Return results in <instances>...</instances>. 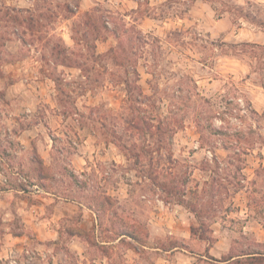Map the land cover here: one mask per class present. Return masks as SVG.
I'll list each match as a JSON object with an SVG mask.
<instances>
[{"label":"rangeland","instance_id":"obj_1","mask_svg":"<svg viewBox=\"0 0 264 264\" xmlns=\"http://www.w3.org/2000/svg\"><path fill=\"white\" fill-rule=\"evenodd\" d=\"M0 214V264L264 253V0H0Z\"/></svg>","mask_w":264,"mask_h":264},{"label":"crops","instance_id":"obj_2","mask_svg":"<svg viewBox=\"0 0 264 264\" xmlns=\"http://www.w3.org/2000/svg\"><path fill=\"white\" fill-rule=\"evenodd\" d=\"M23 211H24V209H23ZM6 214L10 215L8 209H7V213ZM10 219H12V218H10ZM24 222H26L27 223V227H31V229H36L35 225L39 223V221H36L34 219L33 220L32 219L31 220L26 219V220H24ZM29 224L32 225V226H29ZM7 231L8 232L5 233V237L11 238L13 240L12 244H14L15 248H17V249L23 248L22 244H20V242L24 241L26 239V236L23 235V234H15V233H13L11 231V229H9V227H8ZM170 232H173V231H170ZM174 232L175 233H179L184 238H191L192 237V233H191L190 228H187L186 226H184L181 230H174ZM58 235H60L59 232L50 230L49 233H48L47 239L54 241L56 239H59ZM123 236L124 235H120L119 238H117L115 241H107V240L100 241L99 240V245L110 246L113 243L120 242L122 240ZM125 236H127V235H125ZM38 237H39V239H41L40 236H38ZM69 242H71L72 245L77 246V247L74 248V251H76L78 254H80L82 259H84L85 256H86L85 251H84V249H86L85 248L86 246H85V240L83 239V237H81L78 234H72V235H70V241ZM101 247H104V246H101ZM78 248H79V250H77ZM12 249H14V247ZM101 249H103V248H101ZM110 249L112 250V248H110ZM157 249H160V248H157ZM128 250L132 251L133 249L129 248ZM165 252H166V254L174 252L175 256H177V259L176 260L175 259L171 260V259H169L167 257H163V259H162L163 262H161L159 264H185L186 258H189V255L183 253L181 250L176 249V247H174V248H172L170 250H165ZM212 253H213L212 255H215L214 257H217L216 253H214V252H212ZM112 255L113 254H110L109 252H102L99 249V264H114ZM80 262H81V264H84V260H82Z\"/></svg>","mask_w":264,"mask_h":264},{"label":"trees","instance_id":"obj_3","mask_svg":"<svg viewBox=\"0 0 264 264\" xmlns=\"http://www.w3.org/2000/svg\"><path fill=\"white\" fill-rule=\"evenodd\" d=\"M131 126L136 127L137 129L140 128L139 125H142L141 127L145 128L147 131L151 132L154 129V124L151 122H148L144 117H138L135 120L131 121ZM54 139V138H53ZM41 161V160H40ZM38 162L39 170H44L45 166L42 164V162ZM48 174L43 172L42 174H39V178L44 179L47 178ZM24 190V188H22ZM196 230L192 228L191 233L192 235H195ZM128 234L132 238H137V235L134 232H124L122 235ZM212 246V245H211ZM236 258V255L230 256L227 259H217L215 257H212L217 264H264V253L259 251H253V252H247L238 254Z\"/></svg>","mask_w":264,"mask_h":264},{"label":"built area","instance_id":"obj_4","mask_svg":"<svg viewBox=\"0 0 264 264\" xmlns=\"http://www.w3.org/2000/svg\"><path fill=\"white\" fill-rule=\"evenodd\" d=\"M209 156H212L211 152H209ZM27 253H30V250H26ZM9 264H19L17 258H10Z\"/></svg>","mask_w":264,"mask_h":264}]
</instances>
